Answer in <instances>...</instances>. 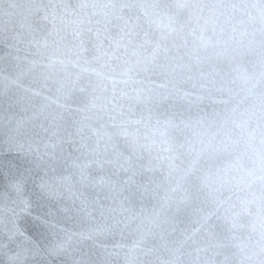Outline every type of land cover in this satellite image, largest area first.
<instances>
[{"label": "water", "instance_id": "water-1", "mask_svg": "<svg viewBox=\"0 0 264 264\" xmlns=\"http://www.w3.org/2000/svg\"><path fill=\"white\" fill-rule=\"evenodd\" d=\"M0 264H264V0H0Z\"/></svg>", "mask_w": 264, "mask_h": 264}]
</instances>
